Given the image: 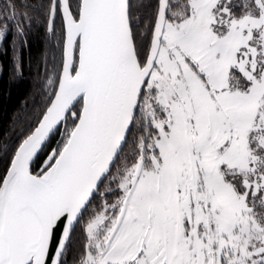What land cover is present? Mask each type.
Returning <instances> with one entry per match:
<instances>
[{"label":"snow or ice","instance_id":"obj_1","mask_svg":"<svg viewBox=\"0 0 264 264\" xmlns=\"http://www.w3.org/2000/svg\"><path fill=\"white\" fill-rule=\"evenodd\" d=\"M34 31L0 264H264V0H4L10 84Z\"/></svg>","mask_w":264,"mask_h":264},{"label":"trees","instance_id":"obj_2","mask_svg":"<svg viewBox=\"0 0 264 264\" xmlns=\"http://www.w3.org/2000/svg\"><path fill=\"white\" fill-rule=\"evenodd\" d=\"M4 0H0V6H2ZM11 36L5 40L4 45L7 46ZM43 33L40 31H34L28 37V43L30 52H25V66L23 79L18 82L9 83L8 72L5 70L0 73V127L8 123V117L17 109L20 108L21 102L30 92L33 86V80L36 78L35 66L41 58V52L44 48ZM31 56L32 67L28 65V57ZM0 63L7 66V57L0 55ZM31 103H29V109H31ZM25 113L21 111V116Z\"/></svg>","mask_w":264,"mask_h":264}]
</instances>
